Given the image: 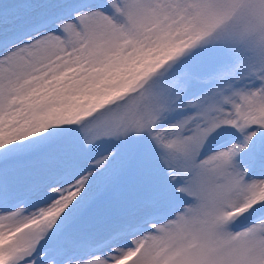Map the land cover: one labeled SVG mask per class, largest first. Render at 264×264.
<instances>
[{"label": "snow or ice", "instance_id": "snow-or-ice-1", "mask_svg": "<svg viewBox=\"0 0 264 264\" xmlns=\"http://www.w3.org/2000/svg\"><path fill=\"white\" fill-rule=\"evenodd\" d=\"M0 264H264V0H0Z\"/></svg>", "mask_w": 264, "mask_h": 264}]
</instances>
